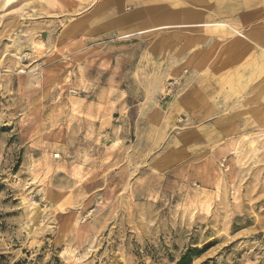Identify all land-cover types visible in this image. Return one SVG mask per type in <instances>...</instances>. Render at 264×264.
<instances>
[{"label":"rangeland","instance_id":"rangeland-1","mask_svg":"<svg viewBox=\"0 0 264 264\" xmlns=\"http://www.w3.org/2000/svg\"><path fill=\"white\" fill-rule=\"evenodd\" d=\"M261 46L264 0H0V264H264Z\"/></svg>","mask_w":264,"mask_h":264},{"label":"bare ground","instance_id":"bare-ground-1","mask_svg":"<svg viewBox=\"0 0 264 264\" xmlns=\"http://www.w3.org/2000/svg\"><path fill=\"white\" fill-rule=\"evenodd\" d=\"M234 3V2H233ZM239 4V3H238ZM242 6V5H241ZM199 9V8H198ZM235 9V8H234ZM214 10V9H213ZM185 13H187V12H185ZM198 14V13H197ZM206 15V14H205ZM192 16V15H191ZM202 19V18H201ZM204 25V24H203ZM197 26V25H196ZM208 26L210 27V26H220V27H225L226 29L228 28H230L231 29V31H236L237 32V34L239 35V36H243L239 31H237L236 30V28L234 27V26H231L230 24H227V23H225V22H216V23H208ZM249 41V40H248ZM250 42L251 43H253L254 44V42L253 41H251L250 40ZM256 45V44H255ZM257 47H258V45H256ZM261 48L264 50V47H262L261 46ZM245 73V72H244ZM245 75V74H244ZM248 75V74H247ZM245 77V76H244ZM144 105V104H143Z\"/></svg>","mask_w":264,"mask_h":264},{"label":"trees","instance_id":"trees-1","mask_svg":"<svg viewBox=\"0 0 264 264\" xmlns=\"http://www.w3.org/2000/svg\"><path fill=\"white\" fill-rule=\"evenodd\" d=\"M192 254L188 253L182 257L178 264H191Z\"/></svg>","mask_w":264,"mask_h":264},{"label":"crops","instance_id":"crops-1","mask_svg":"<svg viewBox=\"0 0 264 264\" xmlns=\"http://www.w3.org/2000/svg\"><path fill=\"white\" fill-rule=\"evenodd\" d=\"M252 1V0H251ZM226 10H228V6H226V8H225ZM254 13V12H253ZM254 14H256V13H254ZM254 14H250V16H255ZM248 20H251L250 18H248ZM253 25H258L259 26V24H256V23H254ZM253 37L255 38V39H252L251 41H254V42H258L259 41V38L256 36V35H253Z\"/></svg>","mask_w":264,"mask_h":264}]
</instances>
